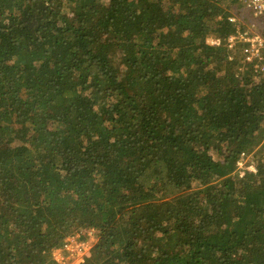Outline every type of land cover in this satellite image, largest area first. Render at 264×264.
Returning <instances> with one entry per match:
<instances>
[{
  "label": "trees",
  "instance_id": "obj_1",
  "mask_svg": "<svg viewBox=\"0 0 264 264\" xmlns=\"http://www.w3.org/2000/svg\"><path fill=\"white\" fill-rule=\"evenodd\" d=\"M245 9L0 0V264H62L90 231L81 264H264V49L257 68L229 47L232 16L264 39Z\"/></svg>",
  "mask_w": 264,
  "mask_h": 264
},
{
  "label": "built area",
  "instance_id": "obj_2",
  "mask_svg": "<svg viewBox=\"0 0 264 264\" xmlns=\"http://www.w3.org/2000/svg\"><path fill=\"white\" fill-rule=\"evenodd\" d=\"M241 1L246 3V6L248 8L252 9L255 17L264 18V0H241ZM229 21L233 23L235 27L238 29L237 34L229 38V47H233L236 43H241V42L244 44H248V46L246 45L244 49L245 61L247 63H251L257 60L258 62H256L255 65L257 68H259L260 64H262L263 61L262 50L264 49V39L260 34L252 30L251 27L247 28L246 30H242L241 22L235 16L230 17ZM261 71H264V67L261 68ZM242 162L238 163L239 167L242 166ZM80 237L81 234H77L74 237L68 238L64 246L66 251H70L72 253L75 251H79V254H81V252H84V254L82 253L83 255H81L80 257V261L78 264L83 263L84 256L86 255V253L89 251L90 248L88 247L87 244L81 243Z\"/></svg>",
  "mask_w": 264,
  "mask_h": 264
},
{
  "label": "rangeland",
  "instance_id": "obj_3",
  "mask_svg": "<svg viewBox=\"0 0 264 264\" xmlns=\"http://www.w3.org/2000/svg\"><path fill=\"white\" fill-rule=\"evenodd\" d=\"M245 14L247 15V17L251 20V21H257V22H260V18H257L253 15V12L252 10L250 9H245ZM235 47V45L233 46ZM246 164L249 165L248 167V170L249 171H255V166H254V162L251 161V158L247 157L243 162H242V166L239 167L240 169H242V173L241 175H244V171H245V167H246ZM80 241L82 244H87L88 247H92L93 244H95L96 242V237H95V234H93L92 231H90L87 235H83V233L81 234V238H80ZM89 248V250H90ZM69 252V253H68ZM84 252H81V254H79V251H75V252H70V251H65V252H62V251H54V256L56 257V259L58 261H61L62 264H78L79 261H80V257L81 255H83Z\"/></svg>",
  "mask_w": 264,
  "mask_h": 264
}]
</instances>
